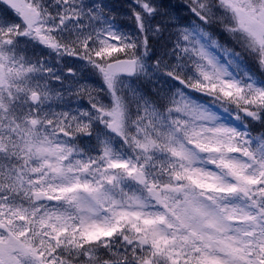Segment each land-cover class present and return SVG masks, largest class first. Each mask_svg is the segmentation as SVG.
<instances>
[{
    "label": "snow or ice",
    "instance_id": "1",
    "mask_svg": "<svg viewBox=\"0 0 264 264\" xmlns=\"http://www.w3.org/2000/svg\"><path fill=\"white\" fill-rule=\"evenodd\" d=\"M0 264H264V0H0Z\"/></svg>",
    "mask_w": 264,
    "mask_h": 264
}]
</instances>
